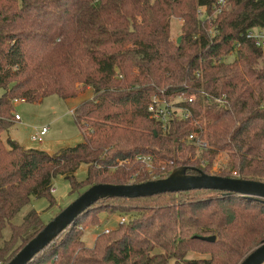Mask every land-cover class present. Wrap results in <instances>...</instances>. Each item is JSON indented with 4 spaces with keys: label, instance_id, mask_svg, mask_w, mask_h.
I'll return each mask as SVG.
<instances>
[{
    "label": "trees",
    "instance_id": "16d2710c",
    "mask_svg": "<svg viewBox=\"0 0 264 264\" xmlns=\"http://www.w3.org/2000/svg\"><path fill=\"white\" fill-rule=\"evenodd\" d=\"M217 1L0 0V264L45 227L32 199L52 204L57 176L79 195L97 184L164 179L183 166L264 183V51L247 38L264 28V0H227L216 13ZM174 17L180 43L171 37ZM90 88L92 99L73 111L82 143L49 154L4 139L15 99L69 100ZM154 96L191 118L173 116L163 127L149 111ZM223 152L228 162L214 171ZM100 211L130 218L91 248L84 229ZM262 243L264 200L193 190L101 200L29 264H240ZM192 252L208 257L186 260Z\"/></svg>",
    "mask_w": 264,
    "mask_h": 264
},
{
    "label": "rangeland",
    "instance_id": "374dc122",
    "mask_svg": "<svg viewBox=\"0 0 264 264\" xmlns=\"http://www.w3.org/2000/svg\"><path fill=\"white\" fill-rule=\"evenodd\" d=\"M203 11V9H202ZM204 13H202L203 15ZM171 37L173 40L182 38V20L178 18L171 19ZM227 60H233L227 59ZM93 90L84 92L76 99L64 100L59 96L52 95L41 102L37 103H20L14 106V114L17 113L22 117L21 122H15L14 125L3 135L4 139L11 138L21 145L24 149L34 148L46 150L51 154L67 147H74L84 141L83 135L75 122L73 115V105L83 102L93 97ZM2 91H0V97ZM172 101H175L174 99ZM48 127L49 133L44 137L43 143L33 142L31 137L38 130ZM201 143V141H200ZM228 156L225 152L221 153L214 165V171L223 165L226 166ZM88 174V166L83 164L75 172L76 179L81 182ZM54 202L50 204L46 198H33L31 208H34L41 214L45 226L53 220L61 211L77 199L82 192L81 188L72 190L70 183L63 177L57 176L53 179ZM85 192V191H84ZM27 212L22 211L18 216L19 219ZM128 221L129 214L119 211H100L99 223L87 226L83 240L88 247H93L97 236L106 230H113L118 227L122 219ZM208 255L192 252L186 257V260L207 258ZM175 260H170L169 264H176Z\"/></svg>",
    "mask_w": 264,
    "mask_h": 264
},
{
    "label": "water",
    "instance_id": "95a60500",
    "mask_svg": "<svg viewBox=\"0 0 264 264\" xmlns=\"http://www.w3.org/2000/svg\"><path fill=\"white\" fill-rule=\"evenodd\" d=\"M181 42L179 38L178 43ZM193 190H214L228 192L245 198L264 200V183L241 178H227L198 172L188 174L187 167L175 168L168 177L142 184L113 185L97 184L75 199L69 206L51 220L32 238L8 264H29L64 233L79 216L104 199L147 198L165 193ZM213 242L214 237L207 238ZM240 264H264V243L251 251Z\"/></svg>",
    "mask_w": 264,
    "mask_h": 264
},
{
    "label": "built area",
    "instance_id": "2783aa9c",
    "mask_svg": "<svg viewBox=\"0 0 264 264\" xmlns=\"http://www.w3.org/2000/svg\"><path fill=\"white\" fill-rule=\"evenodd\" d=\"M226 1L227 0L217 1L216 13H219L222 10V8L226 6ZM247 38L254 40L256 46L261 48L264 51V28L255 27L251 29L250 31H248ZM182 98L183 96L178 97V101H182ZM24 102H25L24 99L17 98L13 101V104L17 105V104L24 103ZM189 102H192V100H189ZM149 111L153 114V117L161 123L163 127H166V125L169 123L170 119L173 116L181 115V117L184 119L191 118L192 116L190 111L182 110L181 108L169 105L165 102H161L159 101L157 96H154L153 103L150 105ZM15 121L16 122L22 121V117L17 113H15ZM48 131H49L48 127H44L38 130L37 133L31 137V140L33 142L43 143L44 137L48 134ZM193 138H195L194 135L190 137V139H193ZM202 145L204 147L207 146L206 143H202ZM137 160L146 164L148 167H151L152 159L150 157L140 156L137 158ZM52 192H55V190L53 189ZM124 221L125 219L123 218L122 222ZM108 232L109 230H106V233Z\"/></svg>",
    "mask_w": 264,
    "mask_h": 264
},
{
    "label": "crops",
    "instance_id": "0c3cea01",
    "mask_svg": "<svg viewBox=\"0 0 264 264\" xmlns=\"http://www.w3.org/2000/svg\"><path fill=\"white\" fill-rule=\"evenodd\" d=\"M89 91H90V89H88L86 92H89ZM75 99H76V98H75ZM91 99H92V98H91ZM79 104H80V103H76L75 105H73L72 111H74V109H75ZM48 133H49V131H48ZM43 151H45V152L51 154L50 152H48V151H46V150H43Z\"/></svg>",
    "mask_w": 264,
    "mask_h": 264
}]
</instances>
